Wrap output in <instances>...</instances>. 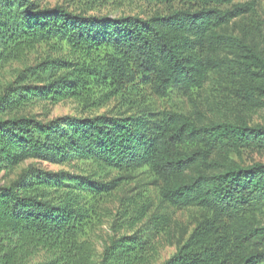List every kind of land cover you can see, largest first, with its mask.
<instances>
[{"label":"trees","instance_id":"trees-1","mask_svg":"<svg viewBox=\"0 0 264 264\" xmlns=\"http://www.w3.org/2000/svg\"><path fill=\"white\" fill-rule=\"evenodd\" d=\"M180 1L203 6L143 19L85 17L61 6L40 8L33 0H0V69L39 41L51 38L64 39L88 53L110 51L102 65L74 63L58 76L48 60L42 61L22 69L4 87L0 93V170L28 158L62 160L80 154L118 170L148 166L161 180L162 199L172 205L207 209L217 219L240 218L263 208L264 163L242 166L230 158L242 149L264 148L262 125L240 121L197 126L185 114L171 111L159 117L152 113L97 115L50 123L16 114L34 100L75 94L76 88L68 87H81L89 77H111L134 89L137 83L151 85L162 95L169 88L187 93L201 86L218 66L214 54L226 43L239 49L229 65L233 76L263 77L243 81L238 95L245 99L264 96V57L244 41L227 42L217 32L245 8L235 5L232 10H221L215 6L233 0ZM213 152L220 154V161L210 160ZM196 163L217 172L174 180ZM67 187V175L63 178L34 167L24 169L9 186H0V264H27L39 250L49 252L50 258L36 264H78L75 249L84 209L69 192L62 195ZM235 231L229 250L213 224L202 222L163 264H264V226H243ZM136 235L120 238L105 250L104 257L108 250L111 255L108 264L142 262L141 253L128 247Z\"/></svg>","mask_w":264,"mask_h":264},{"label":"rangeland","instance_id":"rangeland-1","mask_svg":"<svg viewBox=\"0 0 264 264\" xmlns=\"http://www.w3.org/2000/svg\"><path fill=\"white\" fill-rule=\"evenodd\" d=\"M33 1L40 8L61 6L72 14L85 17L138 16L143 19L203 6L180 0L168 3L156 0ZM235 5L243 6L245 12L220 26L217 32L225 36L227 42L234 39L244 41L264 57V0H233L230 3L215 4L221 10H232ZM107 52L110 51L88 53L77 50L59 38L41 40L0 69V93L28 66L48 60L49 66L58 76L73 68L71 65L74 63L102 65L108 58ZM237 53L239 49L236 45H220L214 54L218 66L209 72L201 86L187 93L169 88L162 95L155 92L151 85L137 83L133 85L137 86L134 89L130 88L129 83L111 77H89L87 81H82L81 87H68L76 88L75 94L34 100L16 114L34 116L43 123H50L56 119H81L97 115L137 116L152 113L159 117L162 112L171 111L185 114L197 126L213 122L236 124L240 121L248 126H264V96L245 99L237 92L243 81H261L263 77L242 79L233 76L229 65L236 59ZM196 146L202 147L199 143ZM230 158L242 166L264 163V148L242 149L239 153H232ZM210 160L220 161V154L211 153ZM27 167L56 172L63 178L64 175L69 177V187L62 190V195L69 192L73 201L80 203L84 209L77 235L79 245L75 249L78 264H108L111 255L108 250L104 257L105 250L118 239L131 237L135 233L137 239L128 247L143 256L139 264H163L202 222L213 224L220 241L229 250L233 249L236 229L264 226V207L240 218L217 219L207 209L195 205H172L162 199L161 180L148 166L118 170L106 166L97 158L80 154L62 160L42 156L28 158L11 169L0 170V186H9ZM216 172L210 166L196 163L174 180L188 181L199 174ZM49 258V252L39 250L27 264H36Z\"/></svg>","mask_w":264,"mask_h":264}]
</instances>
